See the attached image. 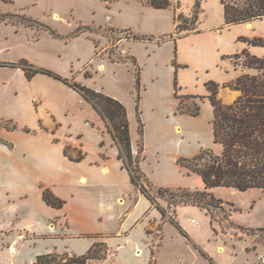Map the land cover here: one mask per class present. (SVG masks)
Masks as SVG:
<instances>
[{
	"label": "rangeland",
	"instance_id": "rangeland-1",
	"mask_svg": "<svg viewBox=\"0 0 264 264\" xmlns=\"http://www.w3.org/2000/svg\"><path fill=\"white\" fill-rule=\"evenodd\" d=\"M140 1L147 3V0ZM168 1L175 16L163 15L154 29L159 33L140 37V41L149 44H133L122 52L118 40L132 37V33L107 27L127 24L121 15L135 12L131 3L117 1L108 8L102 0H0V13L38 22L30 26L18 18L0 19V65H18L26 61L34 69L48 70L71 84L78 83L105 95L122 97L138 128L135 139L138 152L135 155L141 150L140 166L143 165L158 183L168 186L156 187L204 191L201 178L180 166L178 160L192 159L204 150L215 154L222 152V146L214 142L213 108L205 92V83L215 81L213 78L227 72L231 62L224 56H230L235 66L234 55L243 51L240 50L243 46L240 38L264 39V18L254 22L251 29L244 25H226L222 0H202L198 9V0H175L174 4L173 0ZM219 28L222 30L218 31ZM253 49L259 54L252 55L264 57V47L255 45ZM104 60H108L106 69L99 70L97 63ZM10 69L13 73L14 69ZM137 73L141 79L140 89ZM144 86H147L145 92ZM66 87L78 93L70 86ZM225 90L229 88H220L218 95L224 102ZM17 91L14 89L12 95ZM173 95L179 105L183 100L186 109L194 110V105L198 106L199 114L181 115L177 111L176 116H168L166 112L162 113V134H159L155 130L159 117L147 108L156 99L159 106L167 107L172 103ZM142 98L145 99L143 105ZM179 121L183 125L180 135L174 131ZM107 127L111 129L110 125ZM146 127H149L147 145ZM148 190L155 197L156 204H152L159 214L152 218L147 228L152 253L150 264H210L191 244L192 238L205 243L215 256L217 246L230 238L255 241L257 249L251 255L245 252L251 261L264 255V190L210 189L209 193L222 201L210 213L194 206L174 205L170 203L173 195L162 197L155 189L148 187ZM95 245L98 253L94 263L98 264L97 261L104 260L100 256L106 258L112 252L103 240ZM217 257L226 264L231 261L227 253Z\"/></svg>",
	"mask_w": 264,
	"mask_h": 264
},
{
	"label": "crops",
	"instance_id": "crops-1",
	"mask_svg": "<svg viewBox=\"0 0 264 264\" xmlns=\"http://www.w3.org/2000/svg\"><path fill=\"white\" fill-rule=\"evenodd\" d=\"M102 1L108 8L117 1L131 3L136 8L133 14L124 12L121 15L127 24L107 27L132 33V37L118 40L122 52L133 44H149L134 37H152L159 33L154 29L163 15L175 16L172 7L155 9L140 0ZM55 18L59 16L56 14ZM256 21L236 25L251 29ZM242 43L240 50L256 53L254 46ZM224 57L231 66L227 67V72L213 78V82L221 86L242 74L241 69L236 70L230 56ZM106 61L97 63V68L105 71ZM10 68L0 67V264H36L37 257L46 254L81 256L101 240L112 253L97 261L98 264H150L152 253L147 228L152 218L159 214L132 183L130 172L119 159V145L106 121L66 85L43 74L28 79L22 69L13 68L11 73ZM14 89L18 90L16 95H12ZM106 95L126 106L132 149L136 154L138 128L133 123L130 107L122 97ZM141 100L143 105L145 99ZM156 100L147 109L159 117L155 130L162 134L160 115L166 112L168 116H176L179 101L173 95L172 103L162 108ZM6 124H16L18 129H8ZM148 131L146 127V145ZM174 131L182 134L181 121L175 124ZM66 150L73 157L82 153L84 159L75 161ZM141 168L155 186L168 187L150 177L143 165ZM46 191L64 201V206L48 205L44 200ZM21 235L25 236L24 240H20ZM191 244L210 264H226L217 257L226 253L231 258L228 264H264L259 260L263 254L250 260V253L257 246L249 239L230 238L217 246L216 256L205 243L192 238ZM11 247L16 251L11 252ZM245 252L250 255L246 256ZM91 262L95 264L94 260Z\"/></svg>",
	"mask_w": 264,
	"mask_h": 264
},
{
	"label": "trees",
	"instance_id": "trees-1",
	"mask_svg": "<svg viewBox=\"0 0 264 264\" xmlns=\"http://www.w3.org/2000/svg\"><path fill=\"white\" fill-rule=\"evenodd\" d=\"M200 1L202 0H198L196 3L197 9L200 8ZM147 3L155 9L172 7L168 0H147ZM222 4L226 25L243 24L264 18V0H222ZM8 18H18L30 26L38 24L24 16L0 13L1 20ZM196 18L194 16L195 21ZM51 32L56 35L54 31L51 30ZM134 38L142 40L139 37ZM240 40L250 45L264 47V39L240 38ZM234 59L236 70L239 68L242 70V74L238 78L223 86L213 81L206 84L208 98L213 108L214 142L222 146V152L215 154L211 150H204L192 159L178 160L180 166L201 178L205 186L204 191L158 188L149 180L140 166L141 150L137 155L133 153L127 110L118 100L81 84H71L69 80L48 70L34 69L26 61H22L18 65H0V67L21 68L25 71L28 79L37 74L47 75L75 89L102 116L107 126H111L110 130L119 145V159L123 160L124 167L130 172L132 183L153 204H156V200L148 187L155 189L162 197H165V194L173 195L170 203L174 205L194 206L210 213L222 203L221 200H217L209 193L210 189L224 187L240 192L252 189L264 190V57L259 58L248 50H244L240 54L234 55ZM136 77L137 86L140 89L139 73L136 74ZM220 88L237 91L239 96L233 102H224L218 96ZM176 97L179 98L177 95ZM178 113L197 116L199 108L194 105V110L186 109L181 99ZM5 126L12 130L18 129L16 124H6ZM26 131L29 132V130ZM140 132L142 135V129ZM0 142H2L1 139ZM66 154L75 161L84 159L82 153L73 157L66 150ZM44 200L54 208L64 206V201L56 198L49 191L44 193ZM161 211L165 215V211L162 209ZM96 247L97 245H94L88 253L81 256L41 255L37 257L36 264H88L91 260L97 259ZM100 258L105 259L103 256Z\"/></svg>",
	"mask_w": 264,
	"mask_h": 264
},
{
	"label": "water",
	"instance_id": "water-1",
	"mask_svg": "<svg viewBox=\"0 0 264 264\" xmlns=\"http://www.w3.org/2000/svg\"><path fill=\"white\" fill-rule=\"evenodd\" d=\"M238 96H239V92L229 89L224 97H225V101L230 103L235 101Z\"/></svg>",
	"mask_w": 264,
	"mask_h": 264
},
{
	"label": "built area",
	"instance_id": "built-area-1",
	"mask_svg": "<svg viewBox=\"0 0 264 264\" xmlns=\"http://www.w3.org/2000/svg\"><path fill=\"white\" fill-rule=\"evenodd\" d=\"M24 239H25V236L24 235H21L20 236V240H24ZM10 249H11V252H15L16 251V249L13 248V247H11ZM259 260H261L264 263V257L263 256H260L259 257Z\"/></svg>",
	"mask_w": 264,
	"mask_h": 264
}]
</instances>
